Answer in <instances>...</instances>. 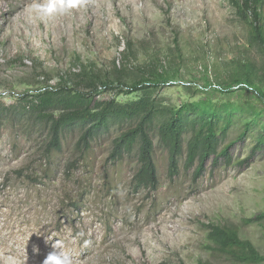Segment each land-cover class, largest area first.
Segmentation results:
<instances>
[{
    "label": "rangeland",
    "instance_id": "374dc122",
    "mask_svg": "<svg viewBox=\"0 0 264 264\" xmlns=\"http://www.w3.org/2000/svg\"><path fill=\"white\" fill-rule=\"evenodd\" d=\"M43 1L0 0V264H43L53 244L72 264H239L213 249V225L264 254V151L239 166L253 139L234 147L232 167L196 175L184 160L170 173L154 138L157 181L139 187L138 150L117 156V133L86 148L62 134L55 148L48 127L7 117L28 93L96 88L128 102L144 91L120 92L150 84L176 108L261 112L264 57L239 0H87L41 21L32 6Z\"/></svg>",
    "mask_w": 264,
    "mask_h": 264
},
{
    "label": "trees",
    "instance_id": "16d2710c",
    "mask_svg": "<svg viewBox=\"0 0 264 264\" xmlns=\"http://www.w3.org/2000/svg\"><path fill=\"white\" fill-rule=\"evenodd\" d=\"M262 2L239 0L238 7L241 13H250L255 19L251 23L249 44L264 57ZM151 89L150 84L122 91L120 94L127 95L144 92L136 100L119 102L117 98L99 100L96 88L89 92L50 88L20 96L6 115L10 121L20 119L23 124L48 127L55 148L61 146L62 134L77 133L79 143L86 148L98 138L117 133L113 141L117 156L138 150L141 168L135 182L139 187L155 185L157 181L154 138H158L159 146L170 155V173L178 172L182 160L185 169L196 167V175L204 173L210 162L214 169L232 167V150L239 142L247 140L253 139L252 154L239 166L246 168L253 155L264 151V110L243 116L228 104L211 110L193 103L176 108L154 97L149 92ZM234 129H240V133L231 139ZM208 240L214 250L231 261L264 264V254L252 242L243 240L235 226H210Z\"/></svg>",
    "mask_w": 264,
    "mask_h": 264
},
{
    "label": "clouds",
    "instance_id": "9594fccd",
    "mask_svg": "<svg viewBox=\"0 0 264 264\" xmlns=\"http://www.w3.org/2000/svg\"><path fill=\"white\" fill-rule=\"evenodd\" d=\"M86 4L87 0H46L42 4H33L32 9L37 13L36 18L43 21L56 14H65L77 7H85ZM43 264H72V259L60 250L58 244H53L52 251L48 253Z\"/></svg>",
    "mask_w": 264,
    "mask_h": 264
},
{
    "label": "bare ground",
    "instance_id": "6f19581e",
    "mask_svg": "<svg viewBox=\"0 0 264 264\" xmlns=\"http://www.w3.org/2000/svg\"><path fill=\"white\" fill-rule=\"evenodd\" d=\"M38 1H43V0H38ZM43 2H45V1H43ZM38 3V2H37Z\"/></svg>",
    "mask_w": 264,
    "mask_h": 264
}]
</instances>
